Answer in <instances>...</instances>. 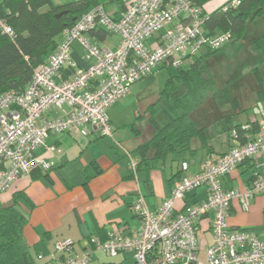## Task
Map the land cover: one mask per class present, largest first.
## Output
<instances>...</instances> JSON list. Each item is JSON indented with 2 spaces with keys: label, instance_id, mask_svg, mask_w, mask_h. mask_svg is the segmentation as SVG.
Here are the masks:
<instances>
[{
  "label": "built area",
  "instance_id": "2783aa9c",
  "mask_svg": "<svg viewBox=\"0 0 264 264\" xmlns=\"http://www.w3.org/2000/svg\"><path fill=\"white\" fill-rule=\"evenodd\" d=\"M239 2L228 0L222 9ZM205 18L202 8L192 0H126L117 17L103 5L80 14L74 25L62 30L61 41L33 71L26 88L0 95V192L34 168L47 171L55 165L36 153L38 148L50 154L62 152L57 144L46 142L51 134L88 135L95 128L113 138L108 108L123 98L133 83L148 77L159 64L179 67L203 48L226 45L231 34H204ZM97 25L119 36L114 47L91 39L88 31ZM0 28L12 34L1 19ZM152 37L153 42L147 43ZM75 42L88 62L85 67L70 57ZM64 67L73 68L68 77L63 76ZM93 80L96 86L89 88ZM50 108L60 114L49 118ZM232 134L236 137V130ZM247 159L258 161L250 183L242 188H224L221 178ZM188 169L186 161L180 162L182 174L171 194L153 210L138 196L132 210L139 224L128 234L110 232L104 239L91 237L80 254L72 250L74 241L65 237L55 242L54 254L46 264H264L261 238L247 229H232L227 222L233 201L246 210L248 202L264 192V115L258 129L244 142L216 159L204 160L197 172ZM199 187L205 189L204 199L176 208L187 192ZM207 214H211L212 242L204 249V258L199 259L198 224ZM95 252L110 259L125 253L132 257L130 262L124 257L102 261Z\"/></svg>",
  "mask_w": 264,
  "mask_h": 264
},
{
  "label": "trees",
  "instance_id": "16d2710c",
  "mask_svg": "<svg viewBox=\"0 0 264 264\" xmlns=\"http://www.w3.org/2000/svg\"><path fill=\"white\" fill-rule=\"evenodd\" d=\"M106 1L0 0V19L12 31L8 34L0 28V95L9 90L23 91L33 71L58 45L62 30L74 25L78 16L90 8L104 7ZM206 1L192 0L200 7ZM122 2L125 8L126 0ZM203 31L207 35L229 32L231 39L218 49L203 48L188 58L186 64L175 67V73L168 75L154 101L145 106L141 114L137 111L136 119L145 120L146 131L142 140L129 150L130 158L132 154L139 159L132 168L142 166L148 171L159 168L167 155L189 149L194 140L205 144L206 128L214 121L225 120L229 130L230 127L236 130L240 142L258 129V121L264 115V0H240L237 6L226 10L221 5L206 16ZM110 34L99 25L88 31L97 44ZM247 38L251 39L255 51L252 61L243 64L251 65L249 71L240 79L220 86L208 59L216 55L233 56L244 48ZM161 67L169 66L162 63L156 68ZM72 72L73 68H63L64 77ZM96 83L91 81L89 88H94ZM243 86L248 95L244 94ZM252 109L260 116L244 123L231 122L235 115ZM136 124L131 123V128L140 133ZM242 124L249 127L242 129ZM44 172L34 168L29 174L35 179ZM88 177L85 174L84 185ZM23 200L32 206L23 191L15 192L9 203L0 204V264H35V257L24 239L26 216L19 207ZM135 200L130 205L131 210Z\"/></svg>",
  "mask_w": 264,
  "mask_h": 264
},
{
  "label": "crops",
  "instance_id": "0c3cea01",
  "mask_svg": "<svg viewBox=\"0 0 264 264\" xmlns=\"http://www.w3.org/2000/svg\"><path fill=\"white\" fill-rule=\"evenodd\" d=\"M226 1L228 0H208L201 7L207 16L219 9ZM106 4L110 5L108 10ZM123 4L122 0H108L104 3V8L117 17L123 11ZM149 39L146 42L150 44L154 39L153 37L152 41ZM118 40L119 36L111 33L100 44L114 47ZM70 56L79 66L88 65L83 58L82 48L76 42L73 43ZM152 75L153 73L145 79ZM113 104L108 108V115L114 126L116 137H118V128L110 116ZM255 111L257 110L241 112L235 115L231 122L244 123L257 118L260 114L255 115ZM59 114L56 108H50L47 116L53 118ZM228 128L225 120L214 121L206 128L205 144L196 139L189 149L178 154L167 155L159 168L149 171L142 166H138L137 169L132 168L139 162L136 156L131 154L130 158L128 155L129 150L133 148L124 147V149L121 148L122 153L115 152L114 141L116 139L106 137L107 135H102L98 129L91 128L88 135H76L82 138L83 142L80 146L84 145V148L76 153L78 155H75L72 161L69 159L61 161L63 158H57L55 154L38 148L37 154L55 162L53 168L35 179H32L29 173L21 175L11 183L8 189L0 193V204L9 203L15 192L23 191L32 206L24 200L19 205L23 204L37 210L35 221L42 225V229L38 230L34 223L29 226L31 237L28 241L26 239L28 223L26 217L23 231L24 239L35 257V264H46L51 260L55 251L53 244L65 237L74 241L72 250L80 254L87 247L91 237L104 239L110 232L128 234L135 229L139 221L131 210V203L140 193L149 209L156 208L162 200L169 197L174 184L181 176L180 162L186 161L189 171L197 172L204 160L216 159L230 147L238 144L240 138L234 137L233 129ZM54 135H50L46 142L61 146L64 137ZM257 162V159H247L230 174L222 177L221 182L224 188H242L248 185L258 170ZM85 174L89 176L86 185L83 183ZM41 178H45L48 185L41 182ZM205 197L204 187H199L187 192L184 199L176 203V208L183 209ZM210 220L211 214H207L200 219L198 224L200 253H204V249L212 242ZM227 222L232 229H247L256 233L264 242V192L251 199L246 210L241 209L237 201H233L229 207ZM94 256L100 258L98 252H95ZM123 257L128 261L132 254L125 253L122 254Z\"/></svg>",
  "mask_w": 264,
  "mask_h": 264
},
{
  "label": "rangeland",
  "instance_id": "374dc122",
  "mask_svg": "<svg viewBox=\"0 0 264 264\" xmlns=\"http://www.w3.org/2000/svg\"><path fill=\"white\" fill-rule=\"evenodd\" d=\"M55 2H61L62 0H54ZM106 9L108 10L110 8L109 4H106ZM149 40L152 41V38ZM251 39L247 38L245 41L244 48L239 51L238 53L234 54L231 57H225V55H216L212 58H209L210 67L212 69V74L214 78L217 81V84L220 86L222 84H225L226 82H234L238 79H240L241 76H243L245 73L249 71V68L251 67L250 64L243 65L245 63H248L252 61L255 51L254 46L250 44ZM258 63V61H257ZM186 64V62H185ZM169 67H161L156 68L153 72V75L148 79H141L136 81L130 86L128 94L122 98L121 100L116 101L113 104L112 113L110 114L113 122L117 126V131L119 136L116 137V134L114 132L113 138L116 140L114 141V147L115 152H120L121 148L124 149H130L136 146V144L142 140L143 134L146 131L145 130V120L142 119H136L135 112L139 111V113H142L143 108L148 105H150L155 97L157 96L159 90L162 88L166 78L169 74H173L176 71V68L168 65ZM244 94L248 95V92H246V89L243 86ZM158 104V102H156ZM136 122V127L141 130L140 133H137L136 129L131 128V123ZM124 124V125H123ZM135 130V131H134ZM54 135V134H51ZM61 135L64 137V139L61 142V146L59 148L62 150L60 154H55V157H61V161L68 160L72 161L71 159L74 158V156L78 155L76 154L80 149L84 148V145L80 146V143L83 142L82 138L77 137L73 134H68L67 132H60L56 133L54 136ZM84 136V135H81ZM108 137V136H106ZM76 138V139H75ZM48 139V138H47ZM46 139V141H48ZM114 140V139H113ZM64 150V153H63ZM37 153V152H36ZM63 153V154H62ZM73 153V155H72ZM75 161V160H73ZM79 161V160H76ZM52 169V168H51ZM50 169V170H51ZM44 184L48 185V182L45 180V178H41L40 180ZM22 212L27 217V227H26V239L29 241L30 232H29V226L35 224V227L39 230L42 229V225L39 223H36L35 217H36V211L32 209L30 206L26 205H19ZM33 210V214H31ZM256 221H259V219H256ZM200 239V238H199ZM199 247H200V241ZM54 247V244H53ZM98 255L100 256V259L103 261H120L122 259V254H119L114 259H110L103 253L98 252ZM199 259L204 258V253L199 251ZM37 258V256H36ZM129 258V257H128ZM128 261H131V258L128 259Z\"/></svg>",
  "mask_w": 264,
  "mask_h": 264
}]
</instances>
